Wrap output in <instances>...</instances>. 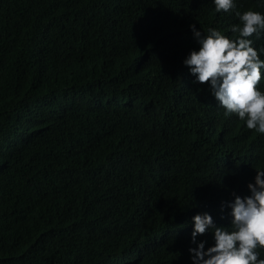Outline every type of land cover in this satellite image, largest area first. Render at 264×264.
Returning a JSON list of instances; mask_svg holds the SVG:
<instances>
[{
  "label": "trees",
  "instance_id": "trees-1",
  "mask_svg": "<svg viewBox=\"0 0 264 264\" xmlns=\"http://www.w3.org/2000/svg\"><path fill=\"white\" fill-rule=\"evenodd\" d=\"M235 3L0 0V264H191V216L228 224L264 134L182 61L190 24L231 38L236 11L264 12Z\"/></svg>",
  "mask_w": 264,
  "mask_h": 264
},
{
  "label": "clouds",
  "instance_id": "clouds-1",
  "mask_svg": "<svg viewBox=\"0 0 264 264\" xmlns=\"http://www.w3.org/2000/svg\"><path fill=\"white\" fill-rule=\"evenodd\" d=\"M217 13L236 7L235 0H211ZM239 23L230 25L234 37L216 27L201 31L190 24L198 48L191 49L182 63L194 82H207L208 91L223 108L235 114L248 129L264 134V90L257 87L264 68V48L253 46L251 37L264 30V12L246 8L235 12ZM244 195L231 193L222 201L229 222L218 225L208 211L191 216L188 253L191 264H264V168L255 169ZM211 233L212 243L198 239ZM207 245V246H206Z\"/></svg>",
  "mask_w": 264,
  "mask_h": 264
},
{
  "label": "bare ground",
  "instance_id": "bare-ground-1",
  "mask_svg": "<svg viewBox=\"0 0 264 264\" xmlns=\"http://www.w3.org/2000/svg\"><path fill=\"white\" fill-rule=\"evenodd\" d=\"M190 190H191V188H190ZM188 193H189V192H188ZM188 193H187V194H188ZM190 194H191V193H190ZM188 195H189V194H188ZM188 195H187V196H188ZM230 195H231V193H230ZM185 196H186V193H185ZM218 214H220V211L218 212ZM220 215L222 216L223 214L221 213ZM225 216H226V214H225ZM223 217H224V215H223ZM218 218H219V217H218ZM220 218H221V217H220ZM221 221L223 222V220H221ZM222 222H221V223H222ZM228 222H229V221H228ZM219 223H220V222H219ZM221 223H220V224H221ZM226 223H227V222H226ZM226 223H225V225H227ZM223 224H224V223H223Z\"/></svg>",
  "mask_w": 264,
  "mask_h": 264
}]
</instances>
